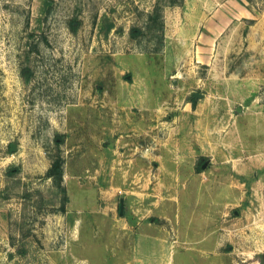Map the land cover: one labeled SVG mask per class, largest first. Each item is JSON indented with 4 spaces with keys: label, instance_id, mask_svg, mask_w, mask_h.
<instances>
[{
    "label": "rangeland",
    "instance_id": "374dc122",
    "mask_svg": "<svg viewBox=\"0 0 264 264\" xmlns=\"http://www.w3.org/2000/svg\"><path fill=\"white\" fill-rule=\"evenodd\" d=\"M248 1L211 45L184 2L0 0V264H264V0Z\"/></svg>",
    "mask_w": 264,
    "mask_h": 264
},
{
    "label": "crops",
    "instance_id": "0c3cea01",
    "mask_svg": "<svg viewBox=\"0 0 264 264\" xmlns=\"http://www.w3.org/2000/svg\"><path fill=\"white\" fill-rule=\"evenodd\" d=\"M184 3L198 8L197 21L205 26L200 30V38H206L211 45L232 25L243 26L254 15L248 0H184Z\"/></svg>",
    "mask_w": 264,
    "mask_h": 264
},
{
    "label": "trees",
    "instance_id": "16d2710c",
    "mask_svg": "<svg viewBox=\"0 0 264 264\" xmlns=\"http://www.w3.org/2000/svg\"><path fill=\"white\" fill-rule=\"evenodd\" d=\"M169 5H176V4H181L184 2V0H167ZM162 5L159 3L156 4L153 12L149 15L150 19L149 21H155V23H159V20H161L162 17ZM148 23V26H151V24ZM162 23V20L161 22ZM73 25V30L76 31L77 26ZM132 34L134 36H137L140 32L141 29L140 28H132ZM27 71L29 72V68L24 69V74H27ZM193 99L195 100V97H193ZM200 169V167H199ZM15 171L14 167H10L7 171L8 174H13ZM46 176L52 178L54 185L58 188L59 193L62 195V197H64V204L62 205V209H65V202L68 199V193H67V188L66 185L64 184V158L62 157V155L57 154L51 163V166L49 167V169L46 172Z\"/></svg>",
    "mask_w": 264,
    "mask_h": 264
},
{
    "label": "water",
    "instance_id": "95a60500",
    "mask_svg": "<svg viewBox=\"0 0 264 264\" xmlns=\"http://www.w3.org/2000/svg\"><path fill=\"white\" fill-rule=\"evenodd\" d=\"M202 95H203L202 93L194 92V96H195V97H200V96H202ZM16 147H17V146H16V143H12V145H11L12 150H15ZM208 162H209V160H207V161L203 164V166L206 167V165L208 164ZM123 208H124V199L122 198V199H121V203H120V212H121V213L123 212Z\"/></svg>",
    "mask_w": 264,
    "mask_h": 264
}]
</instances>
